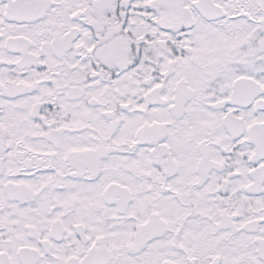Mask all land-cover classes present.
Wrapping results in <instances>:
<instances>
[{"label":"snow or ice","instance_id":"obj_1","mask_svg":"<svg viewBox=\"0 0 264 264\" xmlns=\"http://www.w3.org/2000/svg\"><path fill=\"white\" fill-rule=\"evenodd\" d=\"M0 264H264V0H0Z\"/></svg>","mask_w":264,"mask_h":264}]
</instances>
